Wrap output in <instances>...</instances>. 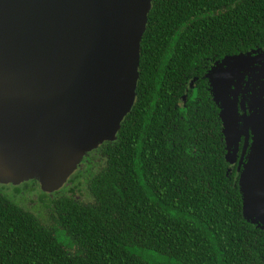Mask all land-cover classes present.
<instances>
[{"label": "trees", "instance_id": "obj_1", "mask_svg": "<svg viewBox=\"0 0 264 264\" xmlns=\"http://www.w3.org/2000/svg\"><path fill=\"white\" fill-rule=\"evenodd\" d=\"M263 48L264 0H151L115 137L60 190H41L35 211L21 203L32 186L0 191V264H264V228L242 215L204 77ZM80 178L87 200L73 194Z\"/></svg>", "mask_w": 264, "mask_h": 264}, {"label": "water", "instance_id": "obj_2", "mask_svg": "<svg viewBox=\"0 0 264 264\" xmlns=\"http://www.w3.org/2000/svg\"><path fill=\"white\" fill-rule=\"evenodd\" d=\"M150 2L0 0V182L33 179L42 191L57 190L88 151L115 137L134 101ZM253 57H264V48L225 55L204 77L218 107L226 161L231 140L256 135L259 161L244 174L246 185L237 180L242 215L264 228L260 90L250 96L247 114L237 113L236 94Z\"/></svg>", "mask_w": 264, "mask_h": 264}, {"label": "rangeland", "instance_id": "obj_3", "mask_svg": "<svg viewBox=\"0 0 264 264\" xmlns=\"http://www.w3.org/2000/svg\"><path fill=\"white\" fill-rule=\"evenodd\" d=\"M254 58L255 57L248 59L247 66H245V70L243 72L244 76L245 75H247V76L250 75V77L248 78V82L246 84H244L243 87H242V91L243 92H247L245 87L250 82V80L254 78L255 75H260L259 73L261 72L262 74L260 76L262 78H264V61H263V63L259 64L261 60H264V57H262L259 60L252 61V59H254ZM248 66H250L251 68L247 69ZM255 78H257V77H255ZM253 86H255V85L253 84L252 87ZM258 86H259V84H256V88ZM258 90H260V98H264V95H262V91L264 92V89H262L261 86H259ZM238 123H240V122H238ZM245 141H246V139L244 138V143H245ZM258 146H259V143L257 142V138H256V135L254 133H251V135H250V141H249V143L247 145L246 152H244L245 145L242 146V152H241V154H240V156H239V158L237 160V164H236L235 170L237 172V177L238 178L242 177L243 186L246 185L245 182H244V178L246 179V176H247V175H244V174L246 172H248L250 168H254L255 165L259 161V157H258V155L256 153V150H255V148H257ZM229 151H230V154H231V152L232 153L234 152V150H232V149L229 150ZM234 155H235V153L232 154V156L230 157L231 161L228 162V163H232L235 160ZM82 181H83L82 178H80L79 179V185L77 186V188L74 189L73 194L75 196L79 197L80 199L83 198L84 200H87L88 195H87L85 189L83 188ZM0 183H1L0 184V188H1L0 191L2 193H4V194L9 195V196L12 195V191H14V188H15V186L17 187V185L18 186L20 185V188H21L20 192L23 190V188L25 189L26 187H28V185L32 186L33 187V192H31V190H30V192L26 193V195L23 197V199L21 201V203L25 204V206H27L28 210H30V211H35L33 209V207H35L36 203H37L35 201V198L37 196H43V195L46 194L45 192L41 191V189L38 186V183L35 182V181L34 182L31 181V179L24 180V182H22V183H24L23 185L21 184V182H20V184L17 183V184H14V185L10 184V183H7V184L5 183L4 184L3 182H0ZM62 187H64V186H61L59 188V190ZM244 190L247 191L248 188L244 187ZM55 191L56 190L48 192L47 194H49V196H51L53 193H55ZM40 210H41V214H42L43 217H46L48 215L49 211H50V210H48L46 208H41Z\"/></svg>", "mask_w": 264, "mask_h": 264}, {"label": "flooded vegetation", "instance_id": "obj_4", "mask_svg": "<svg viewBox=\"0 0 264 264\" xmlns=\"http://www.w3.org/2000/svg\"><path fill=\"white\" fill-rule=\"evenodd\" d=\"M264 60H261L259 64L263 63ZM260 75L262 74L261 72L259 73ZM260 75H255L253 79L250 80V82L247 84L246 86V91L247 92H237L236 96H237V113L240 116L243 111L247 114L248 112V102L250 99V96L257 93L258 91V87L261 86L262 89H264V78H262ZM250 76L247 77V75H245L243 77L242 80V85L239 86L238 89L242 90V87L244 85L245 80H248ZM257 77V78H255ZM195 78H192L191 81H188V86H192L194 83ZM255 85L252 87V85ZM256 84H259V86L256 88ZM207 88V87H206ZM240 101L242 102L241 104H243L242 108H241V104ZM238 122L241 123V120H238ZM239 123V125H240ZM250 141V134L248 132V135L246 137V141L244 143V135H239V137L235 140H231L230 144L228 145V147L230 148V150H234L233 153H235L234 158L235 160L232 163H228V167L227 168H235L236 164H237V160L242 152V146L245 145V150L244 152H246L247 150V145ZM224 143V142H223ZM234 148V149H233ZM226 152V150H225Z\"/></svg>", "mask_w": 264, "mask_h": 264}]
</instances>
